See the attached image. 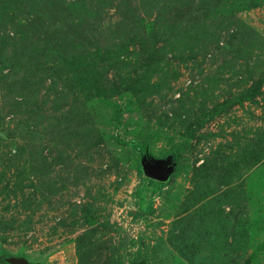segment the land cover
I'll list each match as a JSON object with an SVG mask.
<instances>
[{
  "label": "rangeland",
  "instance_id": "374dc122",
  "mask_svg": "<svg viewBox=\"0 0 264 264\" xmlns=\"http://www.w3.org/2000/svg\"><path fill=\"white\" fill-rule=\"evenodd\" d=\"M0 264H264V0H0Z\"/></svg>",
  "mask_w": 264,
  "mask_h": 264
},
{
  "label": "water",
  "instance_id": "95a60500",
  "mask_svg": "<svg viewBox=\"0 0 264 264\" xmlns=\"http://www.w3.org/2000/svg\"><path fill=\"white\" fill-rule=\"evenodd\" d=\"M145 173L147 174V176L159 180V181H165L168 178V173L158 170V169H151V168H147L145 170Z\"/></svg>",
  "mask_w": 264,
  "mask_h": 264
},
{
  "label": "trees",
  "instance_id": "16d2710c",
  "mask_svg": "<svg viewBox=\"0 0 264 264\" xmlns=\"http://www.w3.org/2000/svg\"><path fill=\"white\" fill-rule=\"evenodd\" d=\"M132 149L134 152H138L142 149H144V145L140 144V143H134L132 144ZM179 151V147H176L174 150H172L171 152L173 154H177V152Z\"/></svg>",
  "mask_w": 264,
  "mask_h": 264
}]
</instances>
